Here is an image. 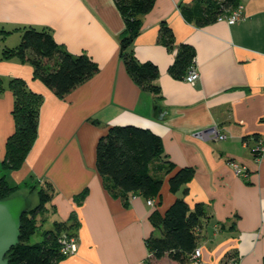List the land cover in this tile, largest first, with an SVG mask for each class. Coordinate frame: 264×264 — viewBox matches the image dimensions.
Here are the masks:
<instances>
[{"label":"crops","instance_id":"obj_1","mask_svg":"<svg viewBox=\"0 0 264 264\" xmlns=\"http://www.w3.org/2000/svg\"><path fill=\"white\" fill-rule=\"evenodd\" d=\"M195 1L154 0L140 16L141 28L129 48L139 61L157 66L153 83L159 92L154 93L132 80L119 55L125 23L114 0H0V54L19 43L23 28H45L61 47L86 54L98 67L59 98L33 77L30 62L16 56L0 59V176L28 198L51 185V198L37 220L54 224L73 214L77 221V249L56 264H147L146 239L159 234L151 216H162L177 197L190 208L203 206L195 228L200 257L196 262L162 257L157 264H224L230 258L238 264L263 263L264 151L259 155L253 149H264V0H238L240 20L203 26L187 21L180 11ZM161 23L172 31L171 47L159 38ZM15 34L17 42L9 43ZM181 44L193 49L199 74L193 84L168 71ZM11 78L25 81L42 95V103L37 136L22 166L2 172L5 142L14 131L13 94L7 88ZM154 100L164 113L161 120L153 117ZM126 124L162 138L164 152L150 164L152 174L162 179L154 206L139 194L124 204L107 191L96 170L98 138L108 126ZM212 126L226 139L194 136ZM165 161L175 165L172 172L167 173ZM229 161L245 165L248 175H235ZM182 167L193 169V175L172 193L169 177ZM83 190V200L76 203L74 197Z\"/></svg>","mask_w":264,"mask_h":264},{"label":"trees","instance_id":"obj_2","mask_svg":"<svg viewBox=\"0 0 264 264\" xmlns=\"http://www.w3.org/2000/svg\"><path fill=\"white\" fill-rule=\"evenodd\" d=\"M125 23L119 36L120 57L127 73L143 90L154 93L159 87L153 81L158 77L157 66L150 62L139 61L129 48L141 28L140 16L151 10L154 0H114ZM238 0H196L192 6H182L183 17L198 26L217 20L238 5ZM159 38L167 46L173 45L171 29L161 23ZM16 56L30 62L33 77L39 79L59 98L87 81L98 70L96 63L86 54H73L61 47L48 29L25 27L21 30L19 43L15 47H5L0 59ZM194 59L193 49L181 44L169 66L168 71L174 77H184L188 66ZM4 88L0 77V91ZM7 88L13 94L12 117L14 131L5 142V154L1 171L19 169L34 144L37 136L38 112L42 95L30 90L20 78H11ZM164 152L162 138L147 128L131 124L110 125L102 134L95 147V167L103 178L104 187L114 197H120L124 204L133 195L159 200L162 179L152 174L151 162ZM166 162L167 173L175 168L171 161ZM193 175V169L182 167L169 177V190L177 193L182 184ZM18 185H10L4 175L0 176V198L17 193ZM52 187L46 184L37 191L38 202L21 216L18 243L7 253L8 264H56L64 256L60 252L61 233L76 236L77 221L73 214L68 220L55 222L54 228L44 230L42 239L30 242L38 227L37 215L45 210V203L51 198ZM86 191L77 194L74 199L81 203ZM204 216L203 206L196 203L193 208L182 197H177L162 216H151L153 225L159 234H151L146 239L148 248L147 264H157L162 257L176 262L189 259L196 248L195 228ZM264 264V261L263 263Z\"/></svg>","mask_w":264,"mask_h":264},{"label":"built area","instance_id":"obj_3","mask_svg":"<svg viewBox=\"0 0 264 264\" xmlns=\"http://www.w3.org/2000/svg\"><path fill=\"white\" fill-rule=\"evenodd\" d=\"M243 17V5L241 3H238V5L232 9L228 13H223L217 17L218 21H225L228 24H233L236 21L240 20ZM199 78V74L196 67V62L193 59L190 65L187 68V71L183 77V80L187 83H195ZM194 136L197 137L200 140H224L226 139L227 135L225 133H222L218 130L217 127L212 126L206 129H199L194 132ZM254 151H257L259 155H261L264 151V149L257 145L253 149ZM229 165H231L235 175L246 177L248 175V168L238 163L237 161H229ZM135 197V195L131 196ZM155 198H147L146 203L150 206H154L156 203ZM60 243V252L63 256H68L73 254L77 249V236L73 234H67L65 232L61 233L59 238ZM200 257V250L198 248H195L194 251L190 254L189 258L196 262ZM224 264H238V261L234 258H230L225 262Z\"/></svg>","mask_w":264,"mask_h":264},{"label":"water","instance_id":"obj_4","mask_svg":"<svg viewBox=\"0 0 264 264\" xmlns=\"http://www.w3.org/2000/svg\"><path fill=\"white\" fill-rule=\"evenodd\" d=\"M152 108L153 117L161 120L164 113L155 100ZM32 206V200L20 192L0 198V264L9 263L6 255L19 241L21 216Z\"/></svg>","mask_w":264,"mask_h":264},{"label":"rangeland","instance_id":"obj_5","mask_svg":"<svg viewBox=\"0 0 264 264\" xmlns=\"http://www.w3.org/2000/svg\"><path fill=\"white\" fill-rule=\"evenodd\" d=\"M3 36V35H1ZM3 37L0 38V45H1V41H2ZM11 39H14L13 43L17 42V34L11 36L8 40V42L10 43V40ZM11 43V44H13ZM18 44V42L16 43V45ZM17 193L20 192L18 189L16 191ZM30 199L33 201V204L34 203H37V195L36 193H33L32 197H30ZM155 205V204H154ZM38 223H39V227L38 229L36 230V232L31 236L30 238V242L33 243V242H38L42 239V232L46 229H53L54 228V224H50L49 221L47 219H44L43 221H39L38 220ZM190 259V258H189ZM191 260V259H190Z\"/></svg>","mask_w":264,"mask_h":264}]
</instances>
